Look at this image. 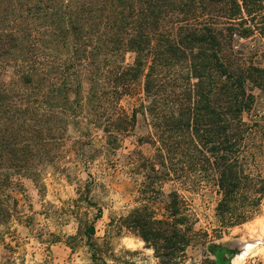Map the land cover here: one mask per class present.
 Instances as JSON below:
<instances>
[{
    "label": "trees",
    "instance_id": "trees-1",
    "mask_svg": "<svg viewBox=\"0 0 264 264\" xmlns=\"http://www.w3.org/2000/svg\"><path fill=\"white\" fill-rule=\"evenodd\" d=\"M263 2L0 0V225L22 178L36 181L45 165L84 154L99 134L101 157L116 156L141 114L148 130L138 146L151 154L126 155L140 205L115 221L118 232L159 264H230L238 251L195 229L180 190L212 181L224 227L250 219L264 196V180L245 166L264 131L245 121L264 95ZM124 98L138 106L125 109ZM177 181L182 189L164 191ZM89 193L84 183L74 203L95 208L76 219L92 248L102 212ZM189 247L201 249L199 262L186 260ZM97 258L107 264L93 249Z\"/></svg>",
    "mask_w": 264,
    "mask_h": 264
},
{
    "label": "rangeland",
    "instance_id": "rangeland-1",
    "mask_svg": "<svg viewBox=\"0 0 264 264\" xmlns=\"http://www.w3.org/2000/svg\"><path fill=\"white\" fill-rule=\"evenodd\" d=\"M264 6V2H263ZM264 13V10H263ZM253 47L254 41L244 42ZM69 43L64 54L69 55ZM133 56L125 55L130 63ZM122 106L131 110L138 106L134 99L124 98ZM249 124L264 127V95H260L253 110L245 116ZM147 123L141 114L131 135L127 137L116 156L102 158L101 134L84 154H71L68 159L45 165L36 181L20 180V189L10 193L8 201L10 217L0 225V264H99L91 259L93 249L103 255L107 264H159L151 249L133 235L118 232L115 221L140 205L137 195L138 182L125 170L128 152L138 149L144 155L151 154L149 145L138 146V139L147 133ZM260 132V131H259ZM250 142L246 169L264 180V131ZM71 136H75L72 130ZM115 163L114 168L109 164ZM88 183L89 199L101 209V218L95 223L93 247L85 243L78 233L76 219H91L95 208L85 203L75 206L77 188ZM179 181L168 183L164 191L175 187L182 189ZM200 187V188H198ZM195 192L183 191L189 210L194 217L195 229L207 231L215 243H228L238 251L230 264H264V196L247 221L224 227L216 214L220 199L212 181L202 182ZM264 187V183H263ZM238 202L236 206L240 205ZM238 213V210L235 211ZM114 222L113 224H111ZM201 249L189 247L186 260L199 262Z\"/></svg>",
    "mask_w": 264,
    "mask_h": 264
}]
</instances>
